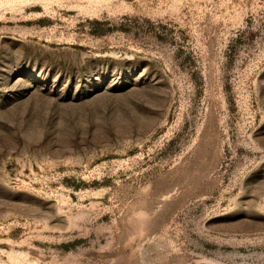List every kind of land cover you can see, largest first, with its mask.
<instances>
[{
  "label": "rangeland",
  "instance_id": "obj_1",
  "mask_svg": "<svg viewBox=\"0 0 264 264\" xmlns=\"http://www.w3.org/2000/svg\"><path fill=\"white\" fill-rule=\"evenodd\" d=\"M0 264H264V0H0Z\"/></svg>",
  "mask_w": 264,
  "mask_h": 264
}]
</instances>
